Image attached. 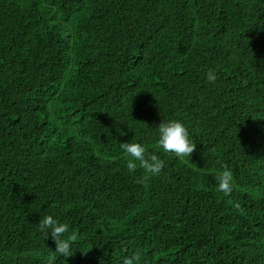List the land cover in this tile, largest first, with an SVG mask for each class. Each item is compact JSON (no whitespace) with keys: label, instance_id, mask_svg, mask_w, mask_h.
<instances>
[{"label":"trees","instance_id":"16d2710c","mask_svg":"<svg viewBox=\"0 0 264 264\" xmlns=\"http://www.w3.org/2000/svg\"><path fill=\"white\" fill-rule=\"evenodd\" d=\"M165 119L186 125L191 157L160 148ZM125 142L162 173L137 183ZM46 215L78 234L72 256L39 230ZM137 254L264 264V0H0V264Z\"/></svg>","mask_w":264,"mask_h":264},{"label":"clouds","instance_id":"9594fccd","mask_svg":"<svg viewBox=\"0 0 264 264\" xmlns=\"http://www.w3.org/2000/svg\"><path fill=\"white\" fill-rule=\"evenodd\" d=\"M217 76L215 72L209 71L207 73V80L209 83H215ZM158 135V144L164 153L173 154L177 158L191 157L197 145L190 136L186 125L180 120H164L158 127H156ZM120 148L124 153L130 157L126 163V169L129 174H135L138 165L143 169V174L137 179V183H143L152 177H158L165 168V160L156 153H147L146 147L142 142H125L120 144ZM219 191L226 195L233 192V175L224 169L222 174L216 177ZM40 231L45 232L47 236L51 237L56 244L55 253L63 257L72 256V249L74 242L78 239V234L73 232L71 235L65 237L68 233V226L62 223L53 215H46L40 219L38 224ZM140 256L134 255L124 259L123 264H139Z\"/></svg>","mask_w":264,"mask_h":264}]
</instances>
